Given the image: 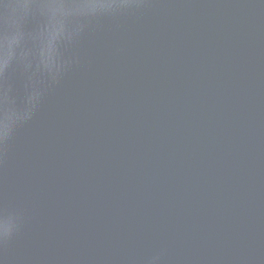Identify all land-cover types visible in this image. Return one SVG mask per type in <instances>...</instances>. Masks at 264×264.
I'll return each mask as SVG.
<instances>
[{
	"label": "water",
	"instance_id": "obj_1",
	"mask_svg": "<svg viewBox=\"0 0 264 264\" xmlns=\"http://www.w3.org/2000/svg\"><path fill=\"white\" fill-rule=\"evenodd\" d=\"M63 57L0 152V264H264V0H147Z\"/></svg>",
	"mask_w": 264,
	"mask_h": 264
},
{
	"label": "clouds",
	"instance_id": "obj_2",
	"mask_svg": "<svg viewBox=\"0 0 264 264\" xmlns=\"http://www.w3.org/2000/svg\"><path fill=\"white\" fill-rule=\"evenodd\" d=\"M147 0H0V83L9 72L25 80L23 107L0 87V152L15 129L33 118L48 88L72 66L63 49L84 32L87 23L142 7ZM21 218L0 215V245L19 230ZM164 250L146 264H161Z\"/></svg>",
	"mask_w": 264,
	"mask_h": 264
}]
</instances>
